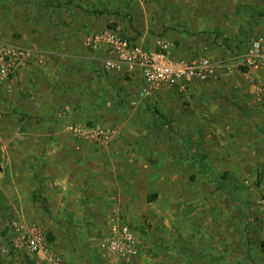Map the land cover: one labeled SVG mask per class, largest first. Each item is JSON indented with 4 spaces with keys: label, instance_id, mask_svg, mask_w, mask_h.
Listing matches in <instances>:
<instances>
[{
    "label": "rangeland",
    "instance_id": "obj_1",
    "mask_svg": "<svg viewBox=\"0 0 264 264\" xmlns=\"http://www.w3.org/2000/svg\"><path fill=\"white\" fill-rule=\"evenodd\" d=\"M55 13L63 20L58 30L46 21ZM109 28L153 42L171 39L176 58L207 56L233 72L216 77L223 85L208 96L199 93L202 100L166 92L140 100L128 77L117 81L103 69L102 54L84 48L89 33ZM51 32L68 34L74 47L59 61L66 68L60 72L65 98L79 112L72 126L108 131L117 151L94 153L99 172L117 177V208L108 221L127 225L137 243L149 245L151 262L144 264H264V120L253 114L260 105L246 87L257 86L261 75L241 64L250 43L264 37V0H0L3 41L49 38ZM35 51L42 63H34L47 67L51 57ZM225 83L238 88L223 89ZM155 178L162 184L151 183ZM29 187L15 199L0 195V204L16 206L0 222L35 223L55 243L51 227L61 216L51 214L41 189ZM18 196L36 208L21 213ZM106 231L89 234L90 255L83 249L74 256L72 248L63 263L125 264L99 252ZM4 238L0 234V247ZM137 257L131 264H143ZM38 262L0 251V264H44Z\"/></svg>",
    "mask_w": 264,
    "mask_h": 264
},
{
    "label": "crops",
    "instance_id": "obj_2",
    "mask_svg": "<svg viewBox=\"0 0 264 264\" xmlns=\"http://www.w3.org/2000/svg\"><path fill=\"white\" fill-rule=\"evenodd\" d=\"M55 14L57 16L48 17L46 21L52 20L53 24H62L63 20L60 21L62 15ZM70 22L72 19L66 20L65 24ZM55 29L58 30L59 25L55 26ZM67 36L68 34L51 32L49 38L38 35L34 39L22 38L20 43L15 42L24 47L31 46L29 44L32 43V51L37 50L40 54L51 58H48L47 67L38 64L37 66L36 63H33L22 68L13 81L10 93L0 90V195L7 196L5 197L7 200H9L8 198L15 199L16 193L19 191H25V195H28L30 185L31 192L38 188L44 192L43 198L47 201L51 214L55 217L61 216L60 225L51 227L55 235V243H52V246L57 251L55 254L60 257L71 256L72 248L75 249L73 253L76 252L74 256H77L83 249H86L87 254L90 255L94 240L90 238L89 234L100 232L103 235L102 233L106 230L109 234L112 225L117 223V221H108L113 208H117V177L115 178L107 172H99V166L94 160L95 151L106 150L111 153V149L112 152H117L115 147L112 144L79 140L69 132L72 127L71 123L76 122L79 112L75 111L73 104L65 98L67 81L62 79L61 75L63 74L60 75V72H66V68L59 61L62 57L72 56L74 51ZM263 38L258 39L264 43ZM134 39L147 46L153 44V40L147 39V37ZM178 48L180 51L186 50V46L184 47L182 44ZM226 66L232 73L233 67L228 64ZM257 70L261 75L257 84L259 86L264 84V61L259 64L258 68L251 69L250 72ZM108 74L116 76L117 81L128 77L131 88L137 92V98L143 100L138 95L141 87V78L138 74L135 73L131 76H123L114 72H108ZM221 74L226 75L227 70H222V73L219 71L217 78H220ZM246 77L249 78L248 75ZM217 78L205 83L193 84L186 95H183L187 100H202V95L199 93L208 96L221 83L223 85L224 80ZM248 80L250 85L252 79ZM225 84L223 89L238 88L231 83ZM246 87L252 94L253 86L246 85ZM188 93L193 95L188 97ZM167 94L168 97L181 96ZM258 104L260 106L253 111V114L264 120V100ZM203 110L206 108L204 107ZM68 125L70 127L67 128ZM80 152L81 154L77 156L76 153ZM48 167L49 173L46 170ZM8 169L10 174L7 172ZM151 181L155 185L162 184V181L156 180V178ZM8 184L11 188L7 187ZM25 197L29 198V196ZM106 201L109 208H106L104 204ZM19 202L18 207L21 213H25L27 209L34 210L33 208H36L33 205L32 208L24 206L20 197ZM12 207H16L15 203L0 204L1 218L10 214L9 209ZM6 223L8 222H0V227ZM138 245L137 259L139 258L143 264L144 262L150 263L152 251L150 247L147 248L149 245L145 246L141 243Z\"/></svg>",
    "mask_w": 264,
    "mask_h": 264
},
{
    "label": "built area",
    "instance_id": "obj_3",
    "mask_svg": "<svg viewBox=\"0 0 264 264\" xmlns=\"http://www.w3.org/2000/svg\"><path fill=\"white\" fill-rule=\"evenodd\" d=\"M175 47V43L168 38L158 39L147 46L118 29L91 32L84 41L87 51L102 54L100 59L105 71L123 76L138 74L141 78L139 97L142 99L164 92L183 95L193 84L216 79L219 70L230 72L229 67L207 56L176 58L173 54ZM39 58L30 49L0 39V89L10 93L18 72ZM263 61L264 43L260 39L253 40L241 57V64L248 69H256ZM38 62L42 63V60ZM252 86L253 96L258 102L263 101L264 84ZM70 132L79 140L98 144L111 141L109 132L101 128L75 125L70 127ZM260 204L264 205V196ZM0 234L5 236L0 247L2 254L26 255L44 264H64L62 258L53 253L52 243L35 223L10 221L2 225ZM99 249L111 260L121 259L125 264H131L139 255L136 235L125 224H113Z\"/></svg>",
    "mask_w": 264,
    "mask_h": 264
},
{
    "label": "trees",
    "instance_id": "obj_4",
    "mask_svg": "<svg viewBox=\"0 0 264 264\" xmlns=\"http://www.w3.org/2000/svg\"><path fill=\"white\" fill-rule=\"evenodd\" d=\"M109 29H110V28H109ZM113 29H114V28H113ZM48 238H49V240H51L49 236H48Z\"/></svg>",
    "mask_w": 264,
    "mask_h": 264
}]
</instances>
